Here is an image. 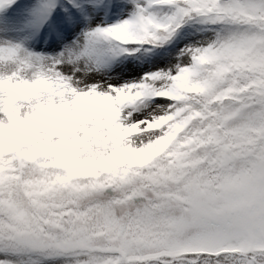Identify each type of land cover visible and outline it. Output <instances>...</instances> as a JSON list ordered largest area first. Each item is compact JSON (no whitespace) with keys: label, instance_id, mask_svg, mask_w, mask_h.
<instances>
[{"label":"snow or ice","instance_id":"6c2138e0","mask_svg":"<svg viewBox=\"0 0 264 264\" xmlns=\"http://www.w3.org/2000/svg\"><path fill=\"white\" fill-rule=\"evenodd\" d=\"M0 264H264V0H0Z\"/></svg>","mask_w":264,"mask_h":264}]
</instances>
